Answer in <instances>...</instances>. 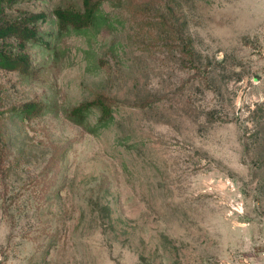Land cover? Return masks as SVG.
<instances>
[{"label": "rangeland", "instance_id": "rangeland-1", "mask_svg": "<svg viewBox=\"0 0 264 264\" xmlns=\"http://www.w3.org/2000/svg\"><path fill=\"white\" fill-rule=\"evenodd\" d=\"M3 5L48 46L0 68V264L264 261V0H103L66 32L81 0ZM101 94L109 122L71 115Z\"/></svg>", "mask_w": 264, "mask_h": 264}, {"label": "trees", "instance_id": "trees-1", "mask_svg": "<svg viewBox=\"0 0 264 264\" xmlns=\"http://www.w3.org/2000/svg\"><path fill=\"white\" fill-rule=\"evenodd\" d=\"M4 0H0V16L4 11ZM103 0H81L80 9H61L54 11L56 25L59 31L66 32L69 30L80 31L92 25L95 20L97 10ZM46 16L43 13L28 14L17 21H4L0 24V40L14 38L17 41L18 54L13 57L11 55L0 53V68L7 71H19L23 74H28L31 67L27 61L28 56L25 51L26 43L34 42L45 47L48 46L35 28L36 23H44ZM94 105L100 113V121L109 122L112 118V100L105 94L98 95L89 103H81L71 110V115L81 119L83 114ZM27 107H32L28 105Z\"/></svg>", "mask_w": 264, "mask_h": 264}, {"label": "built area", "instance_id": "built-area-1", "mask_svg": "<svg viewBox=\"0 0 264 264\" xmlns=\"http://www.w3.org/2000/svg\"><path fill=\"white\" fill-rule=\"evenodd\" d=\"M262 262H259V263H257V264H264V261L263 260H261Z\"/></svg>", "mask_w": 264, "mask_h": 264}]
</instances>
